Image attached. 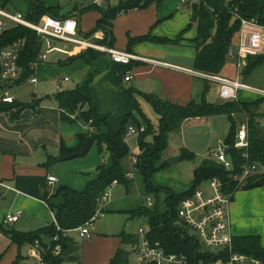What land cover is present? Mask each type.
I'll return each mask as SVG.
<instances>
[{"label": "trees", "instance_id": "trees-1", "mask_svg": "<svg viewBox=\"0 0 264 264\" xmlns=\"http://www.w3.org/2000/svg\"><path fill=\"white\" fill-rule=\"evenodd\" d=\"M162 0H143L140 3H120L115 7H109L106 10H99L100 18L96 27L86 34V37L93 35L97 31H102L108 46L112 47L114 42L113 24L115 19L123 13H126L139 6L145 7L149 3H159ZM5 3L4 0H0ZM32 12L27 20L36 23L43 15H50L58 18L52 8L46 7L40 0H32ZM193 15L196 17V37L191 40L194 48V70L208 76H218L226 64L227 53L232 47L233 37L240 31V22L234 14L246 19H256L258 23L264 26V0H199L194 4ZM64 19V18H59ZM25 39V47L20 54L18 65L21 69L20 79L17 83L24 82L34 74L35 65L40 61L39 56L44 51L43 44L39 37L31 30L24 27H13L0 35V50L14 40ZM182 37H178L174 44L179 45ZM153 41V38L147 34L140 38L130 39L129 46L136 43ZM113 48V47H112ZM89 53H94L89 56ZM99 52L85 50L77 55L75 59H83L90 62L96 58ZM89 56V57H88ZM264 65V55L249 56L246 58V65L239 74L242 79H246L256 68ZM252 102L226 101L220 105L209 104L202 98L196 102L190 101L186 105H177L168 101H161L157 97H148L147 101L152 106L158 116V127L154 131L147 124L146 131L140 133L138 139L137 163L133 165L139 170L145 184V195L153 194L156 203L153 207L142 206L129 214L130 220H143L147 224V237L151 242L160 243L170 254L183 255L187 258L188 264H209L218 260L227 262L232 255L243 256L248 260L257 261L264 264V248L260 246L258 236H241L232 238V248L229 252L226 248H220L215 254L210 251L201 250L202 245L195 235H188L183 226H176L177 210L180 202L190 197L203 181L217 178L223 183L226 193L239 190H250L257 187H264V174L251 176L239 188L232 180V172H240V167L245 162L242 158L244 150L234 148L236 141V122L234 115L243 116L247 126L248 148L246 150L248 161L264 169V124L260 121L264 114L260 112V107L264 104V97H259ZM53 100L60 110L62 121L72 124L76 121L81 122L88 129H91L86 135H80L81 150L87 138H91L97 143L100 155L105 150L111 160V165L105 167L101 165L96 168L97 178L90 181L81 192L69 189L65 186L55 188L51 198L61 199V204H49V208L54 212V217L60 228L57 232L55 226L50 224L46 228L35 232L21 233L13 229L0 230L8 237L11 244L18 248L23 245H33L36 241L45 247L46 243L42 241V236L49 240L48 244L53 246L51 239L58 235L60 243L63 244L62 251L55 256L51 251L43 256L45 264H63L77 263L81 245L70 237L63 238L62 233L75 230L88 222L97 213H103L100 210L102 204V195L111 186L113 182H123L125 178L122 161L129 155L128 147L124 141L126 129L124 124L117 131L113 132L108 128L107 133L99 132L100 125H106V121L100 118L94 109L92 98L87 84L77 87L74 90L59 92L53 96ZM36 102V101H35ZM34 102V103H35ZM31 104V103H30ZM30 104H21L17 101L11 105H4L17 110H23ZM215 116H225L230 124V130L227 137L223 140L225 146V155L232 163V169L226 170L214 159H204L193 171V186L184 193H175L170 188H157L151 184V176L161 167L168 165L167 161L162 162V154L167 148L168 136L180 130L182 124L187 120L204 119ZM127 116L126 121H128ZM137 128L140 127L136 123ZM151 135V141L145 140L146 136ZM74 152L60 147L61 157L68 156ZM181 160L194 159V154L185 149L180 151ZM164 196V198L162 197ZM159 197H162V207L159 205ZM47 198V196H46ZM49 202V200H48ZM120 246L115 251L109 264H130L129 257L131 251L126 247H133L137 243V235L120 234ZM20 260V259H19ZM16 261L14 264H18Z\"/></svg>", "mask_w": 264, "mask_h": 264}, {"label": "crops", "instance_id": "crops-1", "mask_svg": "<svg viewBox=\"0 0 264 264\" xmlns=\"http://www.w3.org/2000/svg\"><path fill=\"white\" fill-rule=\"evenodd\" d=\"M40 1L44 6L52 8L53 12L58 18L73 19L77 24V38L86 40L91 44L98 45L106 44L104 41H102V39H104L105 37L102 31H97L93 35L86 37V34L91 32L96 27V23L100 18L98 9L106 10L109 7H115L120 3L128 4L136 2L140 3L141 5L143 3V0ZM4 2L5 3L0 2V5L5 9L8 2L7 0H4ZM11 5L16 11L14 13H18L21 15L27 13L26 15H22L26 18L32 12V0H12ZM143 8L144 7L139 6L138 8L132 9L118 16L113 24V37L114 33H117L121 22H128L130 18H135L137 20L132 24V27L125 28L126 30H128L133 39L140 38L147 34L151 36L150 24L152 23V19L144 16V13L142 11ZM44 16L46 15H43L35 24L40 23ZM192 16L194 15L192 14ZM181 40L182 41L178 46L188 45L186 39ZM115 41L116 40L114 37V42L112 45L114 49H116L115 44H117V41ZM156 41L157 40L153 38V41L140 42L132 46L127 45L120 49H116L120 51H126L138 58L147 60L132 61L131 64L126 67L112 64L109 60V57L106 54L100 52L96 56V58L92 59L90 62H86L83 59H75L77 55L85 51L83 47L62 41H53V50L47 53V57L45 60L38 62L41 63L39 64V66H37L38 63L35 65L36 69L34 68V74L32 75V77L36 80L35 84L39 83L44 86L50 85L57 81L56 87L58 88L63 84H70V80L68 79V77H60V74L64 72L72 76L75 79L74 82L76 84L75 87L65 85L67 86L66 88H68L66 89V91L74 90L77 87H81L87 84L95 112L98 116L109 114V112H105L102 110V108H99L100 105L97 103L95 97L96 93L106 92L114 94L116 96L120 95L121 100L124 101L123 106H118V108L120 109V113H122L123 116H132L131 118H133L134 121L140 125V127H145L146 125L144 123L142 125V121L138 119L137 112L134 108L131 107L132 103L122 93V90L123 87H128L129 90H131L128 95H133V89L130 88H132V85L135 86V77L142 79L143 77L147 76L148 79L153 78L155 80H158L159 82L154 81V83H158L160 85L159 95H156L154 93L153 95L151 94V96H159L161 101H168V99H170V94L169 92H167L165 88V82L163 80V74H166L167 72L158 67L164 66L153 64L149 60L160 62L169 66L164 68H173L182 72H187L193 76L194 81L196 79L204 81L205 83L209 81L206 77L199 75L202 73L196 72L195 70L191 72L189 70L185 71L178 65H174L166 61H161V59L159 60L156 58L147 57L160 56V53L158 52H160V47L162 46L154 44V42ZM118 44H126V42L120 41V43ZM86 50L96 51L92 48ZM42 53H44V51ZM93 54L94 53H89V56L92 57ZM260 55H264V52ZM245 65L246 60L244 61L242 69L245 67ZM258 68H256L255 70H257ZM111 69H113L116 76L113 75ZM255 70H253L248 76V79L251 82H255V79L252 76ZM35 71L37 72V77L35 75ZM128 72L131 75V79L129 81H125L124 76ZM21 83H17L15 85H19ZM195 85L196 84H194V82H192L190 85L189 82L186 81L184 84L175 86V91L178 92L179 95L182 96V98H187L186 103H189L192 100L198 102L203 97L200 100H196L194 98L195 94L193 97L192 93ZM258 86L259 85L257 84L256 86L251 87L264 90ZM42 91H44V89ZM59 92L60 91H56V93L52 94L51 97H49L48 95H44L45 97L43 99H36L37 92L35 91L34 100L31 101V104L23 110H17L15 108L0 105V182H3L10 188L8 190L1 189L2 196H0V199H7L11 202L12 205L10 210L5 211L4 213H0V227H2L3 229H13L17 232L29 233L46 228L47 226H49V224L46 223V219L44 217L45 211L50 210L49 204H54V206H56L61 204L62 202L59 198H51L55 188L59 186H65L69 189L81 192L84 190L88 182L93 181L97 178V173H95V170L102 165L99 152H97L96 157L92 156L85 162H80L83 160L60 161V159L66 157H61L60 155L61 145H63L67 150L78 152V149L80 147L79 136L86 135L89 131H91V129H88L79 121L68 124L61 120L60 110L53 100V96ZM148 92L150 93L151 89ZM242 94L246 95V92H240L238 95V100L240 102H246V100H243L241 98ZM248 95H253L258 98L253 93H249ZM99 117L102 118L101 116ZM218 117L225 116L187 120L182 124L178 132L172 133L170 135L179 134L181 129L189 123L202 121L208 122L209 119H219ZM104 127L107 130L109 128L113 132H117L118 130L117 127H114V129L111 126L108 127L104 125ZM101 130H103L102 133L107 132L104 128H101ZM150 141L151 140H149L148 142ZM96 146L97 143L93 141L90 150ZM174 156L180 155L176 154ZM110 165L111 160L110 158H108V162L106 163L105 167H109ZM133 168L126 171V174L131 173L132 175L130 179L126 176V179L130 182H133L135 178L132 172ZM195 168L196 167H194L192 170L191 179H193V171L195 170ZM48 177L56 178L57 181L55 183L49 184L47 181ZM263 188L264 187H257L250 190H239L234 192L228 210L230 226L229 228L232 237L259 236L260 246L262 248H264V234H260V225L264 224V222H262L264 219V208L261 207V195L263 194ZM170 189H172L176 193L175 189ZM143 196H145V194ZM56 201H58L57 204H55ZM111 203L113 204L114 201L109 202L110 207ZM99 208H101V205ZM139 208H137V210ZM100 210L104 212L102 208ZM16 212H21L18 220L14 224H7L5 222L7 214H13ZM252 214L259 217V219L253 218ZM25 218L36 219L38 220V222L36 224L34 222L28 224L23 221ZM40 220L42 221V224L39 223ZM248 222H257V224L252 226ZM1 234L3 236H1ZM118 236H115V238H104L101 240L96 238L95 236L91 237V242L94 244L97 243L98 246L95 256L96 262L98 264H109L115 251L120 246V239L118 238ZM42 241L46 244H48L49 242V240H47V238L43 236ZM8 243H10L8 237L5 236V234L1 231L0 246L3 248L5 246L4 244H6L7 247H13V251L15 249V251L17 252L15 255V262L18 261L21 264H25L28 256H26L25 254H21V250L27 248L29 245H23L22 247L18 248L16 245L11 243L8 246ZM102 245H107L106 250ZM130 248L131 247L129 246L126 247L127 250H130ZM82 263L86 264L85 258L83 260V252L81 246L79 261L77 263L74 262L69 264ZM232 264H251V262L250 260L246 259L244 261L233 262Z\"/></svg>", "mask_w": 264, "mask_h": 264}, {"label": "rangeland", "instance_id": "rangeland-1", "mask_svg": "<svg viewBox=\"0 0 264 264\" xmlns=\"http://www.w3.org/2000/svg\"><path fill=\"white\" fill-rule=\"evenodd\" d=\"M7 2L8 3L5 7V11L9 13L16 12L11 5L12 0H7ZM187 2L188 3H185L184 5L179 0H162L159 3L147 4L142 9V11L145 17L152 19V23L150 24V34L151 37L157 40L156 42H154V44L162 46L160 47V52H158L160 53V56L147 57L156 58L159 60L161 59V61H166L168 63L178 65L179 67H182L181 69H184L185 71L189 70L191 72L194 70V48L192 45H190V42L196 37L197 29L196 21L191 22L193 13L192 7L194 4H197L199 0H187ZM26 14L27 13L22 15ZM134 19L130 18L128 22H121L117 33H114L115 40L117 41V44H115L116 49H120L122 47L127 46V42L130 39H133V37L129 34L128 30H126L125 28L132 27V24L137 21L136 19ZM12 27L13 26L8 24V29ZM180 36H183L182 39H186L188 45L178 46L174 44V41H176L177 38ZM102 41H104L106 44L92 45H97L101 47L108 46V42L105 40V37L104 39H102ZM120 41L126 42V44H118L120 43ZM239 43L240 35L238 33L233 37L232 40V48L235 50V52L238 51L240 45ZM83 48L85 50L89 49V47ZM39 64L41 63H38L37 66H39ZM242 66L240 68H242ZM158 67L167 72L166 74H163V80L165 82V88L170 94V99H168V102L180 106L187 104V98H182V96L175 91V86L184 84L186 81H188L190 85L192 82L196 84L193 88L192 93L193 97L195 94L194 98L196 100H200L203 97L207 103L213 105H220L226 102V100L222 99L220 96L221 85L219 83L213 82L211 80L206 83L197 79L194 81L193 76L187 72H182L173 68H164L160 66ZM111 71L113 75L116 76L113 69H111ZM241 71L242 69H239V64L236 60L228 59L222 70V73L219 74L218 77L228 81H238L239 83H244L253 87L258 84V87L264 89V86H262L264 85L263 66L259 67L252 74L253 78L255 79V82L249 81L248 77L246 79H242V77L239 76ZM35 75L37 77L36 71ZM60 77H68V79L70 80V84H63L61 87L57 88V81L50 85L44 86L39 83L35 85L29 84L28 80H26L19 85H13L9 90V94L14 97L16 101L26 105L30 104L31 101L34 100L35 91L37 92L36 99H43L47 95L51 97L52 94L56 93V91H66V89L68 88H66L67 86L65 85L75 87V79L72 76L63 72L62 74H60ZM135 80V86L132 85V88H130L133 89V95H128V93L131 92L128 87H123L122 93L132 103L131 107L134 108L137 112L138 119L142 121V125L143 123L145 125L149 124L152 127V130L155 131L158 127V119L152 106L147 101V98L153 97L151 96V94L153 95L155 90L154 81L158 80H155L153 78L148 79L147 76L143 77L142 79L135 77ZM43 89L44 91H42ZM150 89L151 92L149 93L148 91ZM41 94L43 95V97ZM248 94L249 92H246V95L242 94L241 98L243 100H246V102L254 101L257 99L255 96ZM95 97L97 103L100 105L99 108H102V110L105 112H109V114L99 115L106 121V125L108 127L111 126L113 129L114 127H117V129L119 130L124 124V127L126 129V132L124 133V141L128 147L129 155L122 161V167L124 168V172H126L127 170H131L133 166L130 160L132 157L138 155L137 142L140 136L136 122L133 118H131L132 116H130L128 118V121L125 122L127 116H123V114L120 113V109L118 108V106L124 105V101L121 100L120 95L116 96L111 93L103 92L96 93ZM157 98L161 100L159 96H157ZM260 112L264 114V104L260 107ZM218 118L219 119L211 118L208 120V122L202 121L189 123L181 129L179 134L168 136L167 148L162 154V161L157 163L158 167L161 166L162 162L167 161L169 158L177 157L174 155H180L181 149H185L188 152L194 154V159L193 161L181 160L175 165H167L166 167L161 168L159 167L160 169L151 176V184L153 187L173 188L176 190V193H184L191 189V187L193 186V179H191L193 168L197 167L204 159H212L211 154L221 148L223 140L229 134L230 126L227 118ZM233 118L236 122V130H239L242 124L247 123L243 116L234 115ZM260 121L264 124V117L261 118ZM101 128H104L105 131H108L104 127V125L101 124L99 127V132L101 134H105L102 133L103 130H101ZM128 128H134V130L136 131L135 134H128ZM145 131L146 126L144 127V132ZM145 140L147 142L151 140V135L146 136ZM97 152L98 148L96 146L93 147L84 157L75 158L72 159V161L83 160L80 162H85L86 160H89L92 156L96 157ZM108 158H110V156L104 150L103 154L100 155V159L102 162L101 164L106 165V163L108 162ZM132 172L135 177L133 182L124 180L123 182L116 183L115 185L107 189L110 197L107 200H104L101 204V208L104 210V212L99 215L98 218H96L90 225H88V230L91 234L84 238H80L78 232L74 231L69 233V237L82 246L83 260L85 258L86 264H98L95 259L98 246L97 243L94 244L91 242V237L95 236L96 238L101 240L104 238H115V236H118L122 233L126 235H136L139 229H144L145 231L148 229L145 221L136 219L130 220L128 213L134 210L136 211L137 208L142 206L151 208L155 205L156 199L153 194L143 196L145 194V184L142 175L140 174L139 170L135 167L133 168ZM126 176L127 174L125 175V178ZM209 185L210 184L208 181H203L198 185L197 189L203 191L204 196H208L211 194V188ZM262 190L263 194L261 195V207L264 208V188ZM162 197L164 198L163 195ZM162 197H159V205L161 206V208H164L162 207ZM112 201H114V203H111L110 207L109 202ZM147 201H149L150 206L148 205ZM57 203L58 201L55 202V204ZM11 207L12 205L10 201H8L7 199H0V213H4L5 211L10 210ZM252 215L253 218L259 219V217L255 216L254 214ZM44 218L46 219V223H48L49 225L52 224L54 220V212H52L51 210H46ZM23 221L28 224L31 222H34L36 224L38 222V220L31 218H25ZM262 222H264V219ZM39 223L42 224V221L40 220ZM248 223L252 226L257 224V222ZM175 225L178 226V224L176 223ZM184 228L188 235H195L194 231L190 228ZM260 231V234H264V224L260 225ZM1 236L3 235L1 234ZM4 245L5 246L3 248L0 246V249H2L0 250V264H14L16 260L15 255L17 252L15 251V249L13 251V247L9 246L10 243H8L9 247H7L6 244ZM102 246L106 250L107 245ZM31 249H33L32 246H28L27 248L21 250V254H25L26 256H28V253ZM218 249L220 248H206L203 246L201 247V250L210 251L215 254L219 251ZM18 264L21 263L19 262ZM25 264H40V262L38 259L28 257ZM63 264L69 263L65 262ZM130 264H133L132 256H130Z\"/></svg>", "mask_w": 264, "mask_h": 264}, {"label": "built area", "instance_id": "built-area-1", "mask_svg": "<svg viewBox=\"0 0 264 264\" xmlns=\"http://www.w3.org/2000/svg\"><path fill=\"white\" fill-rule=\"evenodd\" d=\"M183 4L188 3L187 0H181ZM240 22V45L238 51L231 47L228 50L227 58L236 60L239 64V69L249 56H257L264 52V26L258 23L256 19H246L237 14H234ZM8 24L13 27H24L33 31L43 44L44 53L39 56V60L46 59L47 53L53 50V41H62L66 43L76 44L81 47H89L95 49L100 53H104L109 57L112 64L118 66H129L132 61H147L138 58L126 51L116 50L112 47H101L92 45L86 40L77 38V24L73 19L64 18L59 19L50 15L44 16L42 21L38 24L32 23L26 17L18 13H9L0 5V35L9 30ZM12 27V28H13ZM11 29V28H10ZM25 39L18 38L6 45L0 50V105H11L16 102L15 98L9 94V89L17 84L20 79L21 69L18 65L19 57L25 47ZM84 49V48H83ZM153 64L169 67L166 64L149 60ZM239 74V73H238ZM206 77L208 80L219 83L221 85L220 96L226 101H237L238 95L241 91L253 93L256 96L264 97V90L253 88L247 84L239 83L238 81H228L221 79L218 76H208L199 74ZM131 75L128 72L124 76L125 81H129ZM28 82L35 84L36 80L31 77ZM134 128H128V134H135ZM139 134L144 132V127L138 128ZM234 148L244 150L242 158L245 162L240 167V172H232L230 175L232 180L236 183L237 188L241 187L248 178L258 174H264V169L259 168L256 164L248 161L247 148V126L242 124L239 128ZM212 159L217 161L226 170L232 169L231 161L225 155V146L221 144L218 151L213 152ZM131 164L137 163V157L131 158ZM131 173L127 177L131 178ZM48 183H55L57 180L53 177H48ZM211 188V194L204 196L203 191L196 189L190 197L183 199L177 210L176 224L188 227L194 231L195 236L199 243L206 248H226L229 252L232 248V235L230 233L229 215L228 210L234 192L226 193L224 185L217 178L208 180ZM117 182H113L111 186ZM110 186V187H111ZM1 189H10L6 184L0 182V196ZM110 197L109 192L106 190L102 195V203ZM148 205L150 206L149 201ZM21 212L7 214L5 222L7 224H14L20 217ZM97 213L93 218L86 222L81 227L66 231L62 233V237H68L70 232H78L80 238H84L90 234L88 225H90L99 215ZM53 225L57 232L60 228L54 217ZM51 244H46L45 247L41 246L36 241L28 253L29 258L38 259L40 264H45L43 256L51 251L55 256H58L63 244L60 243L59 236L56 234L52 237ZM133 264H188L187 258L183 255L170 254L158 242H151L147 237V230L139 229L137 233V243L130 248ZM245 257L239 255H232L230 260L222 262L220 260L209 264H232L237 261H244ZM251 264H259L257 261L250 260Z\"/></svg>", "mask_w": 264, "mask_h": 264}, {"label": "water", "instance_id": "water-1", "mask_svg": "<svg viewBox=\"0 0 264 264\" xmlns=\"http://www.w3.org/2000/svg\"><path fill=\"white\" fill-rule=\"evenodd\" d=\"M195 21H196V17L192 16L191 22H195ZM154 93L156 95H159V93H160V85L158 83H155ZM92 143H93V140L90 137L87 138L86 141H85V144L83 145V147L81 148L80 151L74 152V153H72V154L60 159V161H68V160H72V159H75V158H79V157L85 156L88 153V151L90 150V148L92 146ZM180 160H181V157L177 156V157L169 158L167 160V163L170 164V165L171 164H176Z\"/></svg>", "mask_w": 264, "mask_h": 264}]
</instances>
